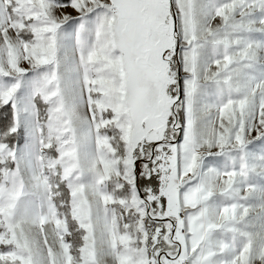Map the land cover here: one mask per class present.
<instances>
[{
    "label": "snow or ice",
    "instance_id": "1",
    "mask_svg": "<svg viewBox=\"0 0 264 264\" xmlns=\"http://www.w3.org/2000/svg\"><path fill=\"white\" fill-rule=\"evenodd\" d=\"M0 264H264V0H0Z\"/></svg>",
    "mask_w": 264,
    "mask_h": 264
}]
</instances>
